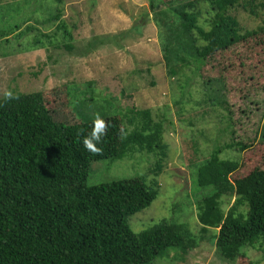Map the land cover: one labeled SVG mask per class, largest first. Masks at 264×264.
Returning a JSON list of instances; mask_svg holds the SVG:
<instances>
[{
    "label": "rangeland",
    "instance_id": "rangeland-1",
    "mask_svg": "<svg viewBox=\"0 0 264 264\" xmlns=\"http://www.w3.org/2000/svg\"><path fill=\"white\" fill-rule=\"evenodd\" d=\"M164 1L170 4L62 0L58 2L63 7L60 20L44 23L49 19L44 12L54 10L57 2L0 0V99L5 92L31 94L65 87L79 119L120 117L127 133L135 127L128 124L129 111L150 110L153 119L163 123L169 151L157 178V199L131 216L129 227L140 233L171 220L187 225L198 243L184 258L171 249L152 264H236L217 253V231L200 232L196 202L204 191L193 188L192 174L216 149L234 141L254 145L255 150L249 154H241L237 147L223 150L222 160L241 163L232 180L256 167L264 169V139L260 141L264 133V0L253 5L240 0L228 12L240 22L242 34L255 30L257 35L207 58L198 71L192 61L177 68L175 77L166 66L154 17L165 9L176 15L179 4L191 0ZM196 2L193 11L199 15L198 25L207 31L215 12L206 1ZM68 27L71 41L62 37ZM37 41L42 47L29 49ZM94 42L98 43L95 49H89ZM89 82L93 85L87 87ZM157 161L155 153L134 149L122 160L93 162L87 184L143 177L150 183ZM233 203L234 199L225 198L224 210ZM242 254L254 264H264V242L244 247Z\"/></svg>",
    "mask_w": 264,
    "mask_h": 264
},
{
    "label": "trees",
    "instance_id": "trees-1",
    "mask_svg": "<svg viewBox=\"0 0 264 264\" xmlns=\"http://www.w3.org/2000/svg\"><path fill=\"white\" fill-rule=\"evenodd\" d=\"M50 1L57 3L54 10L44 12L49 14L44 23L62 15V0ZM196 1L179 4L176 15L165 9L154 17L172 77L191 61L198 71L207 58L257 35L255 30L242 34L240 22L228 13L240 0H204L215 12L207 31L198 25ZM31 27L35 28L27 29ZM63 34L66 41L73 40L69 27ZM97 44L89 43L88 48ZM39 45L37 41L29 49ZM12 95L15 99H0V264H152L171 249L184 258L198 248L185 224L162 220L135 233L127 223L157 199V178L169 151L163 123L155 121L150 110L129 111L128 124L135 125L130 133L124 119H103L101 151L92 153L82 140L93 122L82 121L73 111L68 88ZM236 142L216 149L194 168L193 188L204 191L196 202L197 219L201 233L217 231L215 247L222 259L254 264L242 249L264 242V169L256 167L232 180L241 163L222 160L223 150L237 147L241 154L255 150L254 145ZM134 149L156 154L154 180L120 179L88 186L93 162L122 160ZM261 158L264 162V155ZM225 198L234 199L228 211L223 208Z\"/></svg>",
    "mask_w": 264,
    "mask_h": 264
},
{
    "label": "clouds",
    "instance_id": "clouds-1",
    "mask_svg": "<svg viewBox=\"0 0 264 264\" xmlns=\"http://www.w3.org/2000/svg\"><path fill=\"white\" fill-rule=\"evenodd\" d=\"M4 98L5 100L15 99L11 92H5ZM105 130V122L99 117L96 118L93 121L91 131L82 140L84 149L92 153H99L101 148L98 147V145H100L102 142Z\"/></svg>",
    "mask_w": 264,
    "mask_h": 264
}]
</instances>
